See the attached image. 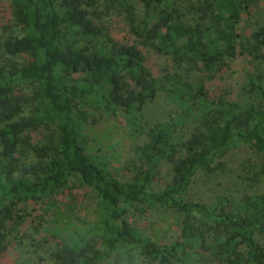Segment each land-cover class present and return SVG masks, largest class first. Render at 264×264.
<instances>
[{"label":"trees","instance_id":"trees-1","mask_svg":"<svg viewBox=\"0 0 264 264\" xmlns=\"http://www.w3.org/2000/svg\"><path fill=\"white\" fill-rule=\"evenodd\" d=\"M255 1L106 0L136 38L125 43L93 18L98 0H12L21 34L4 49L27 62L0 65V261L13 232L15 242L34 239L23 232L21 203H42L77 176L95 191L97 213L79 226L55 209L53 235L70 244L56 253L60 264H264V193L211 203L186 197L199 172L212 174L242 145L254 148L264 173V22L248 34L238 30ZM139 44L174 70L156 78ZM246 55L253 67L236 97L226 89L212 95L202 77L193 79L195 70L222 71ZM160 92L181 109L179 119L143 125ZM121 107L132 132L147 137L128 179L91 153L86 135L90 117ZM179 120L193 129L179 132ZM32 131L46 134L34 143ZM164 162L173 175L156 189ZM159 206L179 215L177 238L158 241L129 218L132 209Z\"/></svg>","mask_w":264,"mask_h":264},{"label":"rangeland","instance_id":"rangeland-1","mask_svg":"<svg viewBox=\"0 0 264 264\" xmlns=\"http://www.w3.org/2000/svg\"><path fill=\"white\" fill-rule=\"evenodd\" d=\"M250 9L244 12L238 30L242 33H250L259 23L264 22V0H256L249 5ZM12 0H0V65L10 60L27 62L25 57H11L6 54L4 41L10 36L21 34V30L14 21L12 14ZM92 9L93 18H102L105 28L110 35L125 43H133L136 38L130 31L125 15L121 14L119 7L111 6L106 0H98ZM138 13H142L141 6ZM146 58V63L156 78L173 71L172 62L162 55L155 53L149 47L139 44ZM253 67L250 58L241 56L235 59L226 69L218 68L212 73L193 71L194 80L202 77L205 85L211 90V94H219L230 90V95L236 97L241 93V87L245 83L246 72ZM209 76H214L209 79ZM27 90L24 91L26 93ZM164 93L150 101L141 116V123L154 126L158 121H166L180 113V108L165 99ZM28 102L24 103L27 105ZM25 113H27L25 111ZM102 114V118L99 115ZM95 116V115H94ZM90 117L86 135L89 140L90 151L99 161L106 163L112 172L124 179L130 178L138 166V147L143 145L147 137L142 134H134L125 117L124 109L118 108L110 112L97 113L96 117ZM191 123L179 120L177 128L179 132L188 133L193 129ZM45 132H30V139L36 143L43 139ZM254 148L242 145L233 149L221 159L219 167L212 173L199 172L186 197L188 199L211 203L221 195L229 197H241L245 193H264V173L261 170V161ZM261 171V173H260ZM258 172V173H257ZM173 175V165L162 163L157 176L154 179V187L161 189L167 184ZM254 178V179H252ZM70 188L48 198L42 203L22 202L21 212L25 216L23 232L34 236L33 240L25 239L23 243L15 242V232L9 236L10 247L0 264H24L30 261L38 264H60L56 253L64 247L70 246L68 240L62 235L54 234L56 224L53 215L55 209L65 210L71 220L82 224V220H94L96 218L97 196L95 191L84 185L77 176L69 178ZM52 204L51 208H48ZM129 218L137 226L147 228L148 232L158 241H168L180 235V217L172 208L154 207L146 210L132 209ZM76 225V224H75ZM140 264H152L143 262Z\"/></svg>","mask_w":264,"mask_h":264}]
</instances>
